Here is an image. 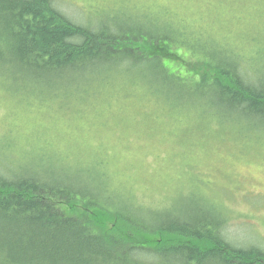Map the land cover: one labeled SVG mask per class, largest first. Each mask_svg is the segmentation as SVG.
<instances>
[{"label": "rangeland", "instance_id": "rangeland-1", "mask_svg": "<svg viewBox=\"0 0 264 264\" xmlns=\"http://www.w3.org/2000/svg\"><path fill=\"white\" fill-rule=\"evenodd\" d=\"M55 1L85 27L141 28L148 36L172 25L179 39H174L175 54L218 66L239 59L245 79L264 84V0ZM165 60L189 81L199 82L195 67L180 65V58ZM192 82L185 87H193ZM144 85L117 90L124 104L114 98L113 111L97 115L105 99L89 101L79 112L72 110L79 101L68 106L64 100L14 98L15 88L0 82V173L90 183L93 190L104 183L125 203L138 198L143 205L162 207L150 209L152 214L224 215V210L229 241L264 246V124L214 106L203 118L199 99L180 90L174 97L167 91L146 92ZM140 87L150 102L136 100ZM163 105L178 112L168 117ZM188 125L195 130L186 138Z\"/></svg>", "mask_w": 264, "mask_h": 264}, {"label": "trees", "instance_id": "trees-1", "mask_svg": "<svg viewBox=\"0 0 264 264\" xmlns=\"http://www.w3.org/2000/svg\"><path fill=\"white\" fill-rule=\"evenodd\" d=\"M167 28L148 36L141 28L94 31L76 24L55 0H0V82L15 88L14 98L64 100L68 106L79 101L72 108L79 112L89 101L105 99L97 115L112 112L114 98L124 104L117 90H136L142 83L146 92L174 97L180 90L199 99L203 118L214 106L264 124V84L248 82L238 58L235 65L218 66L175 54L172 34L178 30ZM166 58L195 67L199 82L189 81ZM144 89L136 100L150 102ZM164 107L168 117L178 112ZM193 130L188 125L184 136ZM89 186L0 173V264H264V246L228 240L224 210L152 214L150 209L162 207L138 198L125 203L104 183L97 190Z\"/></svg>", "mask_w": 264, "mask_h": 264}, {"label": "bare ground", "instance_id": "bare-ground-1", "mask_svg": "<svg viewBox=\"0 0 264 264\" xmlns=\"http://www.w3.org/2000/svg\"><path fill=\"white\" fill-rule=\"evenodd\" d=\"M102 27H105V26H97L96 28H91V27H87V28H90V29H92V30H94V31H98L100 28H102ZM107 27V26H106ZM109 28V27H108ZM111 29V28H110ZM203 52H205V51H203ZM210 114V112L209 113H207L206 115H205V117H207L208 115ZM174 219V218H173Z\"/></svg>", "mask_w": 264, "mask_h": 264}]
</instances>
